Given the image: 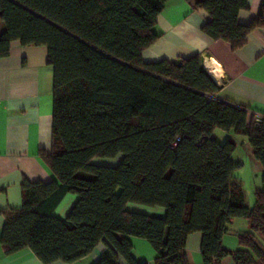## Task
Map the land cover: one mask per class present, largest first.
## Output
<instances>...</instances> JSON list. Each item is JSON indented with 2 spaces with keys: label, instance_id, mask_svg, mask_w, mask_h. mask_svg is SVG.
<instances>
[{
  "label": "trees",
  "instance_id": "16d2710c",
  "mask_svg": "<svg viewBox=\"0 0 264 264\" xmlns=\"http://www.w3.org/2000/svg\"><path fill=\"white\" fill-rule=\"evenodd\" d=\"M169 1L0 0V58L15 41L45 46L54 69L52 146L41 157L56 180L25 181L22 210L0 212L6 255L30 249L43 264H72L104 243L96 264H148L136 257L133 237L153 247L155 264H191L187 240L201 233L204 264H264V117L258 126L256 113L215 100L220 87L199 55L144 62ZM195 7L210 16L202 31L234 51L264 30V3L247 25L238 18L248 0ZM216 130L247 137L262 167L254 208L234 176L243 166L233 160L238 146L220 144ZM119 156L117 167L94 164ZM68 194L77 203L67 218L55 217ZM132 204L166 215L131 211ZM235 219L251 230L229 251L223 238Z\"/></svg>",
  "mask_w": 264,
  "mask_h": 264
},
{
  "label": "crops",
  "instance_id": "0c3cea01",
  "mask_svg": "<svg viewBox=\"0 0 264 264\" xmlns=\"http://www.w3.org/2000/svg\"><path fill=\"white\" fill-rule=\"evenodd\" d=\"M199 1L170 0L166 4L156 27L160 38L144 52V62H179L199 55L205 69L220 87L215 100L229 102L264 117V30L252 33L246 45L234 51L229 43L214 41L202 31L210 16L195 7ZM248 3L250 8L239 14L242 25L259 16L264 0H248ZM4 27L5 24L0 22V36ZM53 113L54 69L48 64L47 47H25L18 41L13 42L10 55L0 58V212L22 210L25 181L48 183L56 180L41 157L42 151H51ZM227 134L225 139L233 141L240 136L233 132ZM213 138L217 140L216 131ZM122 160L123 156L113 160L96 159L94 164L117 167ZM250 162L263 175L261 165L253 157ZM77 200L76 195L68 194L54 216L67 218ZM128 209L157 217L166 215L163 208L148 210L132 204ZM6 221V217L0 215V264H43L30 249L11 256L5 254L2 232ZM250 230L249 221L235 219L223 238L224 248L239 250L238 235ZM202 240L201 233L192 234L187 240L191 264H204ZM131 242L140 261L155 264L157 254L146 240L132 237ZM106 250L107 245L102 243L89 256L72 264H96ZM223 264L235 263L227 258Z\"/></svg>",
  "mask_w": 264,
  "mask_h": 264
},
{
  "label": "rangeland",
  "instance_id": "374dc122",
  "mask_svg": "<svg viewBox=\"0 0 264 264\" xmlns=\"http://www.w3.org/2000/svg\"><path fill=\"white\" fill-rule=\"evenodd\" d=\"M216 136L220 144H224L228 141V139H225L228 136L227 132L216 130ZM237 139L238 140L234 142L237 144L238 149L233 157V160L236 163H242L243 166L235 173L234 176L241 182L243 186L247 205L250 208H254L256 203V190L262 185L263 175L262 173L256 171V167L250 162L252 150L247 137L238 136ZM146 209L151 210L152 208ZM259 238L264 243V237L262 234L259 235Z\"/></svg>",
  "mask_w": 264,
  "mask_h": 264
},
{
  "label": "built area",
  "instance_id": "2783aa9c",
  "mask_svg": "<svg viewBox=\"0 0 264 264\" xmlns=\"http://www.w3.org/2000/svg\"><path fill=\"white\" fill-rule=\"evenodd\" d=\"M263 122V117L262 116H258L257 117V125L260 126Z\"/></svg>",
  "mask_w": 264,
  "mask_h": 264
}]
</instances>
